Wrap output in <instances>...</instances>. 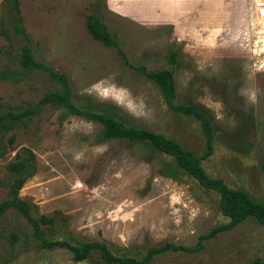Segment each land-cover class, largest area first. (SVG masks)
Masks as SVG:
<instances>
[{
	"label": "rangeland",
	"instance_id": "rangeland-1",
	"mask_svg": "<svg viewBox=\"0 0 264 264\" xmlns=\"http://www.w3.org/2000/svg\"><path fill=\"white\" fill-rule=\"evenodd\" d=\"M16 1L28 41L12 32V4L0 0V103L36 112L26 126L4 136L0 202L8 197V165L29 148L36 171L18 197L36 205L39 215L55 218L46 238L104 242L116 256L140 259L165 243L194 247L200 236L228 222L215 193L148 143L98 142L99 125L41 106L43 96L59 86L46 73L21 67L19 51L28 46L35 60L68 77L78 107L109 111L199 156L205 148L199 123L171 110L158 87L133 69H173L167 54L174 51L176 103L201 107L213 125V153L203 168L264 203V32L257 41L251 32L242 37L241 18L229 17L227 0ZM240 2L248 11L249 0ZM93 5L129 65L88 32ZM248 20L250 25L251 13ZM12 234L18 241L12 242ZM32 235L21 214L6 210L0 217V264H91L73 262L66 249H39ZM256 258L264 259V227L249 218L203 241L200 251H169L148 264H251Z\"/></svg>",
	"mask_w": 264,
	"mask_h": 264
},
{
	"label": "trees",
	"instance_id": "trees-1",
	"mask_svg": "<svg viewBox=\"0 0 264 264\" xmlns=\"http://www.w3.org/2000/svg\"><path fill=\"white\" fill-rule=\"evenodd\" d=\"M11 2L15 22L11 25V30L15 35H21L28 41L20 10L16 0ZM92 13L87 17L86 26L94 40L104 46L115 48L118 54L129 65L123 53L119 49L115 36L109 31L101 15L97 12V5L92 6ZM19 64L26 71H42L46 73L54 85L59 89L46 93L39 101L42 105H51L54 108L64 111L66 117H81L89 122L100 126L96 140L106 142L109 140H128L146 142L155 150L172 158L176 165L193 178L197 184L205 190L211 191L218 196V207L220 214L228 219L226 224L219 225L199 237L196 246L185 247L171 243H165L159 247H150L144 256L136 259L130 256L114 255L104 242H84L74 245L67 240L46 238L45 232L56 227V220L52 217L39 215L37 206L29 204L18 197V193L24 183L31 178L36 171V162L33 152L29 148H21L15 155V160L7 167L9 172L8 197L0 202V217L10 208L15 209L29 223L34 242L39 249L53 250L56 248L66 249L71 254V259L75 263L89 261L91 264H148L157 255L167 252L194 253L203 247V241L216 237L219 233L228 231L240 223L253 218L264 227V203L255 201L245 190L229 187L222 179L209 176L202 166V162L207 160L213 153L214 130L210 117L201 107L194 104L182 105L176 103V81L174 69L179 66L177 54L169 51L167 54V64L173 69L149 70L144 66L133 67L140 72L147 80L156 85L160 91L165 104L173 111L185 116H192L200 125L205 139V148L201 155H196L192 151L184 148L178 142L151 131L128 126L125 122L111 112L104 109L92 110L78 107L72 99V87L68 77L56 71L52 66L45 65L35 60L28 46H24L19 51ZM36 109L33 108H10L0 103V158L6 153L4 136L20 126H26ZM14 138L8 140L12 145ZM260 172L264 175V155L259 164ZM65 222H62L64 224ZM12 242L18 241L16 235H11ZM251 264H264V259L256 258Z\"/></svg>",
	"mask_w": 264,
	"mask_h": 264
},
{
	"label": "crops",
	"instance_id": "crops-1",
	"mask_svg": "<svg viewBox=\"0 0 264 264\" xmlns=\"http://www.w3.org/2000/svg\"><path fill=\"white\" fill-rule=\"evenodd\" d=\"M201 1V0H200ZM204 4V10L209 11L210 7L208 3H203ZM227 12L229 14V17L231 18L233 15L234 16H239L238 18H241V20L239 21V27H238V32H240L242 35V37L244 36H248V34L251 32L252 35L255 36L256 41L258 39H262L263 38V32L264 30H259L257 27H249V20H248V14L251 13V16L254 13V7H253V0H249V9L248 11L247 8L245 9V6H243L240 2V0H227ZM230 6V7H229ZM244 8V9H243ZM208 13V12H207ZM227 14V16H228ZM247 17V18H246ZM231 23V20H229V23ZM227 24V25H228ZM231 25V24H230ZM235 38V37H234ZM248 39V38H247ZM233 42L238 46H245V44H243L241 41L239 42V44L236 42V39L233 40Z\"/></svg>",
	"mask_w": 264,
	"mask_h": 264
},
{
	"label": "built area",
	"instance_id": "built-area-1",
	"mask_svg": "<svg viewBox=\"0 0 264 264\" xmlns=\"http://www.w3.org/2000/svg\"><path fill=\"white\" fill-rule=\"evenodd\" d=\"M253 7L254 13L250 25L252 24L259 30H264V0H253Z\"/></svg>",
	"mask_w": 264,
	"mask_h": 264
}]
</instances>
